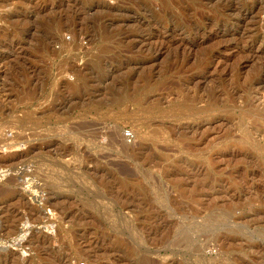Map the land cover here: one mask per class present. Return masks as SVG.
<instances>
[{
	"label": "rangeland",
	"instance_id": "1",
	"mask_svg": "<svg viewBox=\"0 0 264 264\" xmlns=\"http://www.w3.org/2000/svg\"><path fill=\"white\" fill-rule=\"evenodd\" d=\"M0 264H264V0H0Z\"/></svg>",
	"mask_w": 264,
	"mask_h": 264
},
{
	"label": "bare ground",
	"instance_id": "2",
	"mask_svg": "<svg viewBox=\"0 0 264 264\" xmlns=\"http://www.w3.org/2000/svg\"><path fill=\"white\" fill-rule=\"evenodd\" d=\"M74 1V0H73ZM74 6V5H73Z\"/></svg>",
	"mask_w": 264,
	"mask_h": 264
},
{
	"label": "built area",
	"instance_id": "3",
	"mask_svg": "<svg viewBox=\"0 0 264 264\" xmlns=\"http://www.w3.org/2000/svg\"><path fill=\"white\" fill-rule=\"evenodd\" d=\"M129 135V134H128Z\"/></svg>",
	"mask_w": 264,
	"mask_h": 264
}]
</instances>
